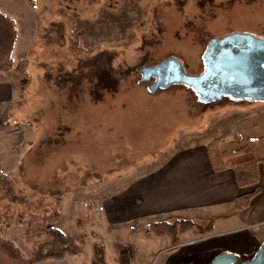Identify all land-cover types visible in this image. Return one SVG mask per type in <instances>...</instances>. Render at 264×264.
Returning a JSON list of instances; mask_svg holds the SVG:
<instances>
[{
  "label": "rangeland",
  "instance_id": "1",
  "mask_svg": "<svg viewBox=\"0 0 264 264\" xmlns=\"http://www.w3.org/2000/svg\"><path fill=\"white\" fill-rule=\"evenodd\" d=\"M3 28L0 65L10 57L12 67L0 71V264H92L95 247L108 264H208L212 243L238 236L186 232L172 243L142 237L144 228L137 235L134 221L115 226L105 211L174 148L200 143L192 131L221 129L230 115L219 113L239 105L204 103L183 84L152 93L137 67L174 56L200 73L211 38L264 37V0H0ZM23 62L25 74L14 69ZM57 202L56 226L82 232L84 251L35 261L36 242L49 236L28 241L25 232L45 225L6 218L48 214Z\"/></svg>",
  "mask_w": 264,
  "mask_h": 264
},
{
  "label": "crops",
  "instance_id": "2",
  "mask_svg": "<svg viewBox=\"0 0 264 264\" xmlns=\"http://www.w3.org/2000/svg\"><path fill=\"white\" fill-rule=\"evenodd\" d=\"M235 103L239 105L219 113L230 115L219 122L221 129L210 132L203 124L192 131L200 143L193 141L177 146L157 167L137 175L130 185L115 195L112 206L106 207L105 211L109 223L116 226L134 221L132 231L139 235L153 221L189 219L202 227L211 226L206 233L209 240L216 236V231L235 230L236 238L225 240L217 247L212 243L209 250L228 251L244 259L250 258L254 247L264 239V169L258 165L259 191L247 207L236 210L234 198L252 187H240L229 167L213 170L206 149L207 143L216 137L221 139L220 150L234 151L246 139L264 135V101ZM125 192L127 195L124 196ZM144 235L142 237L148 236Z\"/></svg>",
  "mask_w": 264,
  "mask_h": 264
},
{
  "label": "water",
  "instance_id": "3",
  "mask_svg": "<svg viewBox=\"0 0 264 264\" xmlns=\"http://www.w3.org/2000/svg\"><path fill=\"white\" fill-rule=\"evenodd\" d=\"M202 57L204 69L198 74L187 73L174 56L157 64H141L137 67L141 74L138 82L150 81L147 88L152 93L173 84H183L193 89L204 103L223 98L264 101V37L245 32L213 37ZM208 264H264V239L248 259L222 251Z\"/></svg>",
  "mask_w": 264,
  "mask_h": 264
},
{
  "label": "trees",
  "instance_id": "4",
  "mask_svg": "<svg viewBox=\"0 0 264 264\" xmlns=\"http://www.w3.org/2000/svg\"><path fill=\"white\" fill-rule=\"evenodd\" d=\"M3 31L4 28L0 34V40L5 38ZM12 32L9 39L10 43L15 39V33L14 31ZM11 63L12 60L8 57V59L0 65V71L10 70L12 67ZM21 64L22 65H17L14 69L25 74L24 62ZM235 138L238 139V136L235 135ZM220 143L221 139L216 137L206 145L208 158L213 170L219 171L229 167L234 171L236 182L240 187H252L249 191H245L234 198L233 208L240 210L249 205L250 199L260 188L257 169L258 165H261L264 169V135L246 139L244 144L234 151L220 150ZM59 218L60 211L59 203L57 202L48 214H29L28 218H24L21 214L16 217L8 216L6 218V224L10 225L11 223H16L32 227L34 223L40 222L45 225V227L38 226L31 232H28V230L25 232V238L28 241H35L43 235L49 236L48 240L36 242L33 257L35 261L47 259L61 260L68 255H79L83 253L85 242L84 234L82 232L72 234L63 232L56 226V222ZM84 221L85 220L80 216L76 218V226L80 231L85 226ZM210 228V225L202 227L189 219H176L172 222L158 220L151 222L149 224V229L145 228L143 232L145 235L153 233L157 236H168L173 243H176L179 235L183 233L190 232L192 234L203 235L209 232ZM118 261L120 264H128V261L122 257H120ZM91 263L108 264L103 248L95 247L93 249Z\"/></svg>",
  "mask_w": 264,
  "mask_h": 264
},
{
  "label": "built area",
  "instance_id": "5",
  "mask_svg": "<svg viewBox=\"0 0 264 264\" xmlns=\"http://www.w3.org/2000/svg\"><path fill=\"white\" fill-rule=\"evenodd\" d=\"M256 247H254V249H255Z\"/></svg>",
  "mask_w": 264,
  "mask_h": 264
}]
</instances>
